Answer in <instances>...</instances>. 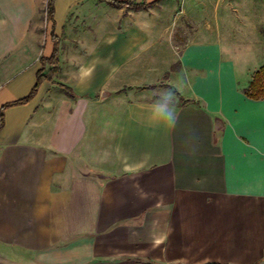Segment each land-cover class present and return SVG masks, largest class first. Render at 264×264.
I'll return each mask as SVG.
<instances>
[{"label": "crops", "instance_id": "crops-1", "mask_svg": "<svg viewBox=\"0 0 264 264\" xmlns=\"http://www.w3.org/2000/svg\"><path fill=\"white\" fill-rule=\"evenodd\" d=\"M117 1L0 0V264H264V18Z\"/></svg>", "mask_w": 264, "mask_h": 264}, {"label": "rangeland", "instance_id": "rangeland-1", "mask_svg": "<svg viewBox=\"0 0 264 264\" xmlns=\"http://www.w3.org/2000/svg\"><path fill=\"white\" fill-rule=\"evenodd\" d=\"M229 5L230 7H228ZM194 6L196 4L189 3L186 5L185 3L184 7L188 12H196ZM202 7L204 21L208 20L211 22L210 25L214 26L213 16L216 14L215 11L219 9L222 29L234 33H237L238 29L244 30V27L250 22H258L259 18H264V0H205L202 2ZM197 10L199 14L201 8L199 7ZM261 32H264V27L261 28Z\"/></svg>", "mask_w": 264, "mask_h": 264}, {"label": "trees", "instance_id": "trees-1", "mask_svg": "<svg viewBox=\"0 0 264 264\" xmlns=\"http://www.w3.org/2000/svg\"><path fill=\"white\" fill-rule=\"evenodd\" d=\"M105 1L106 3L117 6V7H123V6H129L132 8H140L144 6L143 4H133V3H127V2H120L117 0H101ZM54 2L55 0H47L46 3V8H45V20L47 23H51L52 25V30L54 27ZM52 37L53 40L55 41V49L52 53V55L49 58L46 59H41V64L42 68L37 72V77H36V84L31 90V92L24 97L23 99H20L14 103H25L28 102L36 93L39 85L41 84L42 81L47 80V81H52L53 77L58 73V55H57V47H56V38L53 35L52 31ZM50 65L51 68L49 69L48 72H44L45 66ZM175 66L171 68V70H174ZM245 95L252 100H262L264 99V66L260 67L253 75L247 89L244 91ZM5 105L4 107L1 108L0 110V129L3 125V112L5 107L11 105Z\"/></svg>", "mask_w": 264, "mask_h": 264}, {"label": "snow or ice", "instance_id": "snow-or-ice-1", "mask_svg": "<svg viewBox=\"0 0 264 264\" xmlns=\"http://www.w3.org/2000/svg\"><path fill=\"white\" fill-rule=\"evenodd\" d=\"M260 174H261V180H260L259 194L264 195V164L261 165Z\"/></svg>", "mask_w": 264, "mask_h": 264}, {"label": "clouds", "instance_id": "clouds-1", "mask_svg": "<svg viewBox=\"0 0 264 264\" xmlns=\"http://www.w3.org/2000/svg\"><path fill=\"white\" fill-rule=\"evenodd\" d=\"M91 69H81V72L84 74V75H90L91 74ZM165 108L167 109L168 108V105L166 104L165 105Z\"/></svg>", "mask_w": 264, "mask_h": 264}]
</instances>
